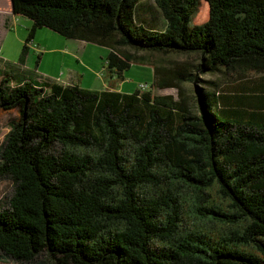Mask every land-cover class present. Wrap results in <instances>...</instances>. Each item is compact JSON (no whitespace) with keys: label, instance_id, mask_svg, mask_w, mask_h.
<instances>
[{"label":"trees","instance_id":"obj_1","mask_svg":"<svg viewBox=\"0 0 264 264\" xmlns=\"http://www.w3.org/2000/svg\"><path fill=\"white\" fill-rule=\"evenodd\" d=\"M10 1L32 22L20 63L39 28L110 53L100 90L0 71V116H15L0 144L12 184L0 261L264 264V86H246L264 75V0H154L163 32L136 23L142 0ZM155 54L196 55L240 93L153 66ZM135 64L154 69L150 89L117 90ZM185 83L191 98L152 91Z\"/></svg>","mask_w":264,"mask_h":264},{"label":"rangeland","instance_id":"obj_2","mask_svg":"<svg viewBox=\"0 0 264 264\" xmlns=\"http://www.w3.org/2000/svg\"><path fill=\"white\" fill-rule=\"evenodd\" d=\"M1 6L5 7L0 0ZM16 23L13 26V29L8 32V35L2 37L0 32V71H5L9 74L16 75L17 78H21L22 81H25L22 77H27L30 81L32 78H36L34 73V65L38 57L40 58L39 63V73L43 76H48L49 74L53 75H62L63 73H67V68L70 66L74 67V60L64 52V46H66L70 41L62 36L57 35V33L47 29H37L34 37L32 39L33 44L35 45L34 50H27V54L24 55V58L29 64L28 70L23 71L19 64V59L23 54V44L26 41V38L29 34V29L32 24L26 18L22 16H15ZM27 27V29L24 28ZM102 47V46H100ZM106 48V47H105ZM104 51V50H102ZM127 52H131L130 50H125ZM142 54V53H138ZM32 56L31 60L28 61V57ZM84 61L85 58L83 57ZM151 59L154 61L155 65L164 66V67H177V66H190V69L193 73H196V66L200 64L199 58L193 55H176L170 54L168 56H162L159 54L152 55ZM88 61L84 63H88L87 66L90 67L89 70H96L98 67V62L100 59L96 55H92L91 58H87ZM102 63L105 65V58H102ZM86 65V64H85ZM16 68L17 71H16ZM178 68V67H177ZM103 72L99 71V77L102 78ZM164 74V73H163ZM19 75H22L19 77ZM64 75V77H65ZM162 76V75H161ZM50 77V76H49ZM223 76H209V75H199L200 82L197 83L198 86L207 88V84H204V81H214L218 82L222 80ZM39 80V79H37ZM155 80L153 72L150 67L141 66L140 64H135L130 67V69L124 73V80L122 81V88L125 89V92H133L139 85V83L147 84L149 89L151 87V82ZM38 88H42L40 86H45L44 83L41 85H36ZM134 90H128V88L134 87ZM122 91V90H121ZM154 94L158 96H173L176 101L183 98H191V95L194 94L193 88L191 84L185 83L180 86V94L177 89L174 87L158 89L152 88ZM214 107V105H213ZM13 114L1 115L0 116V144H3L4 138L10 130L12 125V121L14 119ZM57 151L59 150L56 149ZM12 194V184L8 179L0 178V210L6 206L7 200ZM187 209V208H185ZM189 211V207H188ZM184 226L188 229H192V224L194 220L189 214L185 216ZM0 264H15L10 261H2Z\"/></svg>","mask_w":264,"mask_h":264},{"label":"crops","instance_id":"obj_3","mask_svg":"<svg viewBox=\"0 0 264 264\" xmlns=\"http://www.w3.org/2000/svg\"><path fill=\"white\" fill-rule=\"evenodd\" d=\"M2 3L6 5L5 7H2L1 2H0V32H1V36L4 37L8 35V32L10 30L13 29V26L15 25L16 20H15V16L11 12V8H12L11 1L2 0ZM160 12L161 11L155 4L154 0H142L136 8V12H135L136 23L138 25L143 26V28H146L148 30H155V31L163 32L166 29V21L163 19ZM30 23L32 24L31 21ZM24 28L27 29V27L25 26ZM68 40L70 41V43L64 46L65 47L64 52L68 54L74 60L76 64L74 67L70 66L69 68H67L66 75L65 73H63L62 75L49 74L47 77L41 75L39 73L40 58L38 57V60H36V63L33 68L36 78H32L30 81L28 80L26 76L22 78L25 81L32 83L33 86H36L37 84L41 85V83H44V84L56 83L58 85H63V86L73 84L82 89H89V91L100 90L103 87L104 88L107 87V82L106 80H104V77L102 78L99 77V71H102L103 66H104V64L101 61L102 58L104 57L106 60V57L110 53L108 48L92 45L91 43H87L84 41H76L74 39H68ZM29 50L31 51V49ZM92 55H96L100 59V62H98L97 69L95 71L91 70L90 72L89 70L90 67L87 66L88 63H84V62L88 61L87 58L88 59L91 58ZM193 56H196V55H193ZM83 57L85 58L86 61H84ZM31 58L32 56H29L28 61L31 60ZM26 60L27 59L24 60L23 64L20 62L19 64H17L21 66L19 68H22L23 71L28 70L29 68V64ZM143 66L150 67L148 65H143ZM153 66H156L158 68H164V69H172V67L170 68V67L159 66V65H155L154 63H153ZM177 67L178 68L186 67L187 70L189 69L190 73H192L193 75L223 76L222 80H219L218 82H215V83L219 84L223 88L224 94L230 97L229 99L231 100H234V96L240 93V90L235 87L232 79L227 78V77H233L232 75H227L226 73H223L222 71H216V72L211 73L210 71L201 72V71L196 70V73H193L192 70L190 69V66L185 65V66H177ZM177 67H174V68L176 69ZM197 67L198 65L196 66V69ZM150 68L152 72H154V69L152 67ZM17 69L18 68H16V71ZM15 76H18V74L16 73ZM20 76L22 75H19V77ZM247 78H255L250 83H247L246 86L248 88L252 89L259 85L260 87L264 86V80H261V79H264V75L252 73L248 75ZM19 79L21 80V78ZM209 82H212V81H209ZM207 85L209 86V84ZM122 86H124L122 82L117 84V90H122L125 92V89L122 88ZM40 87H43V86H40ZM134 88L135 86L132 88L129 87L128 90H134Z\"/></svg>","mask_w":264,"mask_h":264},{"label":"built area","instance_id":"obj_4","mask_svg":"<svg viewBox=\"0 0 264 264\" xmlns=\"http://www.w3.org/2000/svg\"><path fill=\"white\" fill-rule=\"evenodd\" d=\"M25 46L27 47V49H31V50H34L35 49V45L33 44V41H29L28 43H25ZM139 90H141V92H144L146 90L149 89V86L145 83L141 84L139 83L138 87H137Z\"/></svg>","mask_w":264,"mask_h":264}]
</instances>
